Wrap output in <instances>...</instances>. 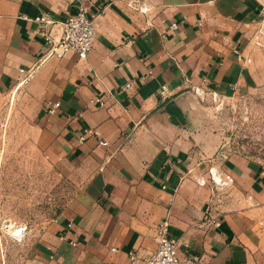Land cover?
I'll return each mask as SVG.
<instances>
[{"label": "crops", "instance_id": "obj_1", "mask_svg": "<svg viewBox=\"0 0 264 264\" xmlns=\"http://www.w3.org/2000/svg\"><path fill=\"white\" fill-rule=\"evenodd\" d=\"M79 2L95 23L93 51L45 58L30 19L60 24ZM263 18L262 0H0V91L38 109L55 165L83 182L52 221L44 259L132 264L134 253L145 264L168 221L180 264H264V163L227 153L194 93L206 80L228 96L250 80L249 43ZM20 70L35 73L22 84ZM213 168L233 183L217 188Z\"/></svg>", "mask_w": 264, "mask_h": 264}, {"label": "rangeland", "instance_id": "obj_2", "mask_svg": "<svg viewBox=\"0 0 264 264\" xmlns=\"http://www.w3.org/2000/svg\"><path fill=\"white\" fill-rule=\"evenodd\" d=\"M249 45L250 80L228 96L201 100L225 151L264 163L262 23ZM19 96L3 92L0 97V264H51L42 244L52 221L73 206L83 182L74 170L55 165L51 140L37 122L38 109ZM19 227L27 228L23 237L15 235Z\"/></svg>", "mask_w": 264, "mask_h": 264}, {"label": "built area", "instance_id": "obj_3", "mask_svg": "<svg viewBox=\"0 0 264 264\" xmlns=\"http://www.w3.org/2000/svg\"><path fill=\"white\" fill-rule=\"evenodd\" d=\"M263 1V11H264V0ZM133 2H130L132 5ZM145 10L144 8H140ZM30 21H35L40 25L41 33L45 38L47 45V53L45 58L58 57L62 58L67 53L73 52L76 53L80 59L85 60L89 54L94 49V42L96 37V28L94 21L88 15V9L82 2H79L77 6L76 13L73 16H70L66 21L58 24L54 20L48 18L47 16L37 17L35 19H30ZM264 25V18L262 20ZM60 26L61 34L59 36L55 35L53 27ZM177 28L176 24L171 26V29L175 30ZM21 73L25 75L22 80V84L31 80L35 70L26 71L20 70ZM126 88H130V85H127ZM167 88H163L162 96L166 97L168 95ZM194 93L199 95L203 100L206 95H211L214 99H217L219 94L210 90L209 86L204 80L203 84L198 87H194ZM3 95V92L0 91V97ZM60 103H52L47 108V113L54 114L57 109H59ZM88 135L98 136V132L94 130H89ZM86 137L82 136L79 140L80 143H84ZM102 146L107 147L108 143L101 141ZM210 176L212 183L217 188H224L233 183V178L229 175L223 176L218 170L211 169ZM215 223V221H214ZM170 225L168 221L162 222L156 233V241L158 244L156 252L149 257L145 264H180L178 260V247L175 240L170 236L169 231ZM26 227H19L15 235L23 237ZM113 251H118L113 249ZM130 259L132 264H137V257L134 253H130Z\"/></svg>", "mask_w": 264, "mask_h": 264}]
</instances>
